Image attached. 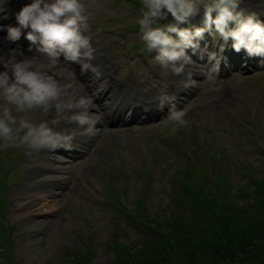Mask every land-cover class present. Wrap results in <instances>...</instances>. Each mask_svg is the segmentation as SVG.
Masks as SVG:
<instances>
[{
	"label": "clouds",
	"instance_id": "9594fccd",
	"mask_svg": "<svg viewBox=\"0 0 264 264\" xmlns=\"http://www.w3.org/2000/svg\"><path fill=\"white\" fill-rule=\"evenodd\" d=\"M5 0H0V11ZM242 0H141L138 20L140 38L157 64L173 76H185V88L198 87V81L185 69L195 64V54L205 33L222 43L224 51L231 40L234 51L264 57V21L255 11L241 8ZM203 8L202 26L188 24ZM171 14L174 22L162 24ZM16 26L6 28L3 38L9 45L0 48V149L27 146L30 150H72L76 135L94 137L104 124L105 113L79 81L70 65H78L81 75H102L94 64L98 48L87 34L89 15L83 0H27L14 14ZM22 30L27 47L19 45ZM207 53L210 67L204 75L220 71V56ZM175 96L165 97L169 111L164 126L169 134L186 127L187 109L176 108ZM53 115L51 123L43 117ZM64 129L60 130V126ZM75 125L79 132L69 131Z\"/></svg>",
	"mask_w": 264,
	"mask_h": 264
},
{
	"label": "rangeland",
	"instance_id": "374dc122",
	"mask_svg": "<svg viewBox=\"0 0 264 264\" xmlns=\"http://www.w3.org/2000/svg\"><path fill=\"white\" fill-rule=\"evenodd\" d=\"M105 1L83 0L86 14L96 17L98 14L97 9L100 7L105 13L108 12L110 9L109 1L104 4ZM128 3V1H125V4L128 5ZM129 10L135 14L134 17L129 18L130 21L136 22L135 18H138V12L136 13L130 8ZM130 49L131 52L132 50H139V48H135L134 44L130 46ZM233 83L236 84V81ZM233 86L234 84L232 85L233 99L228 104L223 105L221 101H218L211 106L207 102L210 94H205L201 99L203 103L197 110L192 108L187 111L185 119L188 120V125L179 128L175 134H169V129L162 123L153 131H142L136 134L130 132L116 138L115 136H108L102 139L98 152L93 157V167L85 173V180L79 191L76 194L64 195L63 200L58 201L65 206L63 210H58V215H51L47 219V224H45V219L40 213V211H43L41 207L43 201H38L31 208H25V202L23 204L22 201L20 202L22 196L28 195L25 192L28 189V181L31 183L29 179L32 180L40 174L39 171L33 172V170L42 167L45 160H35L36 165H28L25 170L21 169L13 172L7 178L9 187L4 191L0 190V193L1 196H5L7 200L9 199L5 204L10 214L7 215L9 217L6 223L12 224L13 222L16 227V231L14 230L10 235L12 246L8 249L9 252L14 253L15 257L1 255L0 264H8L9 261L16 264H72L69 260L70 255L66 253L74 247L84 248L87 244L94 248L93 258L90 259L91 262L88 264H136L130 261L124 263L126 257L116 256L112 249L107 246L114 235L113 228H116L117 225L114 220L120 216L118 213L113 217V208H123L120 203L122 200L127 202V208H137V201H139L142 210L155 215L157 221L165 217L163 213H166V216L172 214L176 208V204L171 200L174 195L173 189L175 185L180 187L184 182L183 179H185L184 177L183 179L177 177L178 169H182L181 174L184 171L190 172L189 163L186 161L187 157L188 159L195 157L199 167H203V165H205V168L207 167L203 173L204 185L210 184L211 170L216 168H224V171L227 169L225 176L232 184L246 183L247 177L243 173L234 170L235 161H237V164H241V167L247 169L248 172H252L257 176L259 172L264 173V92L261 97L258 96L257 91H254L256 84L249 82H246L242 87L238 86L236 88ZM222 89L224 91V86ZM240 94L252 98L249 101L252 108L254 107V110L257 111L256 118L259 120L254 128L250 123L247 125V121L252 114L249 112L248 107L243 104V100L239 98ZM209 114L214 117L212 120L208 118ZM220 116H225L226 125L222 124ZM159 130L162 131V135L166 133L165 137L173 136L176 143L173 145L167 144L165 137L159 136ZM256 141L262 144L263 147L257 146L260 144ZM178 144L183 145L185 148L181 154H178L177 151L179 149ZM203 144H205V147H203ZM21 148H27V146L16 149L19 151ZM16 149L10 148L11 151L0 149L4 150L3 153L0 152V155L8 164L10 173L14 167L21 165L16 164L7 156L8 154L9 157L16 159L19 154L18 151H15ZM161 152H165L169 162L174 160L173 165L171 163L167 165L170 168L169 172L166 173L167 170L163 171V169L154 171L151 166V177H142L140 175L141 165L146 161L151 162V164L157 163V158L160 157ZM195 153H197V156H194ZM207 156L213 163L206 165ZM115 159H118L119 163L122 164L121 168L118 167ZM102 167H104L105 172L108 169L111 174H114L111 179L100 177V173L101 176L103 174ZM1 171L0 168V188L3 182ZM68 176L65 185L69 179H75L73 170L70 171V174L68 173ZM37 179L41 180V178ZM37 179L34 187L39 188L38 186H40L43 191L50 184L52 174L45 176V182L37 181ZM13 180L16 181V184L12 183ZM146 183L149 184L145 185ZM120 187H122L121 193L107 194V192L119 190ZM142 188L147 192L146 196L143 197L144 202L141 200ZM24 189L26 191H23ZM36 192L35 196L40 195ZM105 194L109 198H105ZM183 200L186 201L185 198ZM4 201L6 199L0 198V230L3 226L1 222L5 212ZM163 206H166V208ZM115 212H118V210ZM90 220L94 225L100 226L98 227L99 230L96 226H91ZM119 220L122 221L123 227L117 239L119 242L124 243V246H130L129 244L140 236V231L135 228L136 225L133 222L131 223V220L123 217ZM149 222L156 223L155 219L149 220ZM1 248L5 247L2 246ZM141 250H136V252L140 255ZM249 255L255 261L263 258L252 253ZM239 258L241 257H235L232 263L236 264L235 262ZM85 259H81L84 260L83 264H86ZM243 264H247V262Z\"/></svg>",
	"mask_w": 264,
	"mask_h": 264
},
{
	"label": "trees",
	"instance_id": "16d2710c",
	"mask_svg": "<svg viewBox=\"0 0 264 264\" xmlns=\"http://www.w3.org/2000/svg\"><path fill=\"white\" fill-rule=\"evenodd\" d=\"M243 171L246 183L233 190L222 174L218 186H203L194 194L189 215L155 219L153 229L130 246L117 245L114 254L136 264H227L235 257H241L236 264H264V174ZM188 185L173 190L176 208H184ZM250 253L263 258L255 261Z\"/></svg>",
	"mask_w": 264,
	"mask_h": 264
},
{
	"label": "bare ground",
	"instance_id": "6f19581e",
	"mask_svg": "<svg viewBox=\"0 0 264 264\" xmlns=\"http://www.w3.org/2000/svg\"><path fill=\"white\" fill-rule=\"evenodd\" d=\"M7 25H9V24H5V26H7ZM4 37H5V34L2 33L1 27H0V48L8 47L9 46V44L7 43V41H5L3 39ZM93 63L94 64H97V61L95 60V61H93ZM99 64H101L100 61H99ZM74 66H75L76 72L77 73H80L79 66L78 65H74ZM196 75L198 76V74H196ZM78 77L81 78L80 76H78ZM93 78H95V77H93ZM226 88H227V86H226ZM91 91H93V90H91ZM227 91H228V88H227ZM232 99H233V94H232V91H230L229 92V95L226 97V99L223 98L220 101L224 105V104H228ZM101 108L104 110V112H107V108L106 107H101ZM59 168L60 167H57L56 169H59ZM32 180H33V178H32ZM27 188H28L27 191L25 189L23 191H26L25 193L28 194L29 196L28 195L22 196L20 202L22 201L21 203H23L24 201H26L25 202L26 203V207L25 208H28V207L31 208V207H33V206L36 205V201H37L36 198H38V197L35 198V192L37 190L34 188L33 184L30 183L29 181H28V187ZM40 192L41 191H38V192H36V194L37 193H40ZM51 193L52 194H50V196H57V195L60 194V192L58 190H56V189H54L53 191L51 190ZM49 199H50L49 200L50 202L43 203V206L46 208L45 210H50L49 208H52V207L58 205V203L55 204V202H54L55 199L54 198L51 197ZM31 254H32V250H31Z\"/></svg>",
	"mask_w": 264,
	"mask_h": 264
}]
</instances>
